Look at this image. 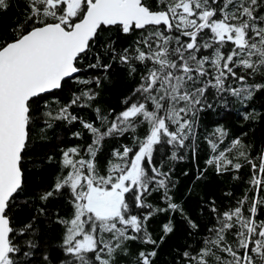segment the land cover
Wrapping results in <instances>:
<instances>
[{
	"label": "snow or ice",
	"instance_id": "obj_1",
	"mask_svg": "<svg viewBox=\"0 0 264 264\" xmlns=\"http://www.w3.org/2000/svg\"><path fill=\"white\" fill-rule=\"evenodd\" d=\"M25 2V19L10 29V38L0 35V264H34L37 243L17 239L31 235L33 224L18 228L12 213L24 189L25 161L41 98L73 80L99 87V76L82 79L78 74L89 69L107 74L113 62L125 66L129 76H138L136 87L114 116V110L105 114L96 107L98 125L80 120L92 137L86 155L79 146L62 150L67 171L40 197L47 202L66 195L73 209L68 218L57 213L65 229L62 248L71 258L60 264H117L118 254H128L129 241L158 247L174 231L169 219L162 226L164 235L153 239L148 222L162 213H179L198 230L183 207L173 202L170 170L163 171L154 154L157 146L167 145L172 148L170 159H177V152L195 137L200 112L214 105L227 109L230 98L247 108V101L264 92V0H156L155 8L148 0ZM10 6V0H0V12ZM106 33L135 34L136 39L117 48V41ZM102 55L110 62L103 63ZM98 95L90 88L74 93L69 105L45 115L49 120L77 121L69 107H90L86 101ZM240 115L252 118L248 111ZM141 127L143 136L137 134ZM125 133L131 134L133 144L114 149L102 174L96 157L103 142ZM213 135L216 139L208 143L217 154L207 165L217 174L239 171L242 158L252 169L248 183L253 194L249 197L246 191L235 208L223 212L212 201L216 223L208 229L210 237L203 247L182 256L186 264H264V150L252 157L239 137L220 149L227 132L217 127ZM157 191L165 207L148 201ZM156 256L155 247L141 250L136 264H154ZM43 259L51 264L46 254Z\"/></svg>",
	"mask_w": 264,
	"mask_h": 264
},
{
	"label": "trees",
	"instance_id": "obj_2",
	"mask_svg": "<svg viewBox=\"0 0 264 264\" xmlns=\"http://www.w3.org/2000/svg\"><path fill=\"white\" fill-rule=\"evenodd\" d=\"M11 6L7 11L0 12V35L6 39L12 33L10 29L25 19V0H10ZM148 3L155 8L156 0H148ZM117 41V48L131 45L136 39L135 34L122 35L120 33H106ZM92 61L94 58L89 57ZM103 63H109V57L102 55ZM85 61L84 64L86 65ZM82 79L101 78L100 86L95 83L83 85L76 81L65 82L62 88L56 92L46 94L41 98L37 110L35 127L31 133L29 145V158L25 161V185L23 192L16 198L13 209V220L19 228L25 224L32 223L31 235L17 237L23 242L24 239L34 240L38 247L33 250L32 260L34 264H48L43 257L46 254L51 264H60L62 260L71 259L66 257L62 248L64 227L57 222V213L60 217H70L73 209L66 195L49 198L47 202L40 199L41 195L52 190L56 178L67 171L62 167V150L79 146L81 155H86V149L92 143V137L87 129H84L80 120L99 124L96 119L94 108L99 107L103 113L112 111L114 116L119 113L124 105L122 101L129 95L138 83V76H129L128 69L113 62L112 67L105 74L100 69H89L78 74ZM107 75V78H105ZM93 89L99 93L94 101H86L90 107L71 105L69 111L78 117L77 121L69 123L63 120H49L45 115L46 111L57 112L59 108L69 105L73 94L79 95L82 90ZM46 101V103L44 102ZM247 108L230 98V104L226 109L222 105H214L212 109H205L197 117L194 129L195 137L186 141L189 145L186 149L177 152V159H170L172 148L170 146H157L158 152L154 154V161L162 166L163 171L170 170L171 186L170 195L173 202L179 203L185 214L199 225L197 229H191L188 221L181 218L179 213H162L154 216L148 222V230L152 233L153 239L157 241L164 235L162 226L172 220L174 231L168 234L163 243L157 246L146 245L139 241L128 242V254H118L117 264H136V256L139 251H151L154 247L157 251L154 264H186L182 254L185 251L194 252L204 246L203 241L210 237L208 229L216 223L214 214L210 211V204L215 201L220 212L237 206V200L247 194L252 196L248 183L252 176V169L242 158L238 161L244 166L239 171H228L217 174L214 167L207 165L206 161L217 153H213L208 139H216L213 135L217 127H222L227 136L219 145L224 149L231 142L239 137L245 145L244 149L250 152L252 157L257 156L264 150V92H257L256 95L247 101ZM248 111L252 118L244 120L240 112ZM111 119V116L109 117ZM51 123L47 127L45 122ZM80 132V138L73 134ZM247 133V135H244ZM137 134L143 136V128L137 130ZM133 140L131 134L106 138L96 161L102 174L106 170L107 162L112 157L114 149H122L123 145L131 146ZM229 157L234 153H227ZM51 157V160H49ZM182 157V158H181ZM259 163V161H257ZM197 179L198 175H201ZM238 176L239 179H234ZM232 195H226V193ZM148 201L154 206L165 207L162 200V192H153ZM248 205H245L247 208ZM43 209V211H41ZM228 239L232 237L229 234Z\"/></svg>",
	"mask_w": 264,
	"mask_h": 264
},
{
	"label": "water",
	"instance_id": "obj_3",
	"mask_svg": "<svg viewBox=\"0 0 264 264\" xmlns=\"http://www.w3.org/2000/svg\"><path fill=\"white\" fill-rule=\"evenodd\" d=\"M58 90H60V89H58ZM58 90H53V92H56V91H58ZM53 92H51V93H53ZM47 94H50V93H47ZM46 95V94H45Z\"/></svg>",
	"mask_w": 264,
	"mask_h": 264
}]
</instances>
